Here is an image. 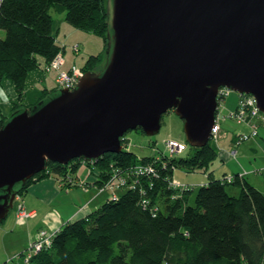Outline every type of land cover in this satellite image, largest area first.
Masks as SVG:
<instances>
[{
    "label": "water",
    "instance_id": "95a60500",
    "mask_svg": "<svg viewBox=\"0 0 264 264\" xmlns=\"http://www.w3.org/2000/svg\"><path fill=\"white\" fill-rule=\"evenodd\" d=\"M106 12L102 72L0 126V222L49 162L119 153L128 130L154 135L170 109L193 147L211 136L222 88L264 113V0H107Z\"/></svg>",
    "mask_w": 264,
    "mask_h": 264
},
{
    "label": "trees",
    "instance_id": "16d2710c",
    "mask_svg": "<svg viewBox=\"0 0 264 264\" xmlns=\"http://www.w3.org/2000/svg\"><path fill=\"white\" fill-rule=\"evenodd\" d=\"M106 5L107 0H3L0 6V31H3L0 79L10 81L19 100L9 116L1 117L0 126L18 109L29 108L47 95L41 94L36 102L24 100L26 80L31 71L38 67L40 60L50 61L61 49L54 32V29L58 32V27H54L50 8L64 12L65 23L73 29L96 35L105 42L109 35ZM74 46L79 49V45H71ZM101 53L92 54L85 61L99 60ZM97 64L86 66L84 70L91 67L94 70ZM51 90L50 95L58 94V90ZM230 93L228 91L221 100L223 104ZM239 99L238 93L235 108L225 114H222L224 105L217 107L216 113L221 114L218 120L215 116L219 128L222 121L231 119L248 128L239 131L237 136L249 135L252 129H256L258 136L260 126H264L260 119L262 112L258 116H247L251 125L238 123L229 115L238 109ZM169 140L187 148L182 141ZM209 140L202 147L188 143L192 150L186 157H177L183 151L173 156L165 146L167 154L160 151L152 157H137L128 149H122L119 153H105L95 160H87L90 164L98 163L105 174L112 158L113 165H127V174L133 181L123 178L119 192L114 194L104 189L102 193H106V199L97 208L53 231L50 244L32 253L27 262L22 255L29 243L3 264H264L263 171H248L241 164L242 169L232 170L231 161L226 164V159L219 158L225 169L216 177L208 169L220 152ZM228 152L227 159H237ZM81 161L83 158L77 157L66 164L49 162L47 172H39L25 183L17 184L15 191L23 195L35 180L49 173L73 172ZM165 162L186 172L203 169L208 180L195 192L194 186L178 187L172 183L173 172L164 169ZM144 165L153 168L154 173H146ZM227 185H237L238 193L230 194Z\"/></svg>",
    "mask_w": 264,
    "mask_h": 264
},
{
    "label": "rangeland",
    "instance_id": "374dc122",
    "mask_svg": "<svg viewBox=\"0 0 264 264\" xmlns=\"http://www.w3.org/2000/svg\"><path fill=\"white\" fill-rule=\"evenodd\" d=\"M50 13L54 19V27H55L57 22L61 20L60 18L64 17V12L61 13L59 11H55L54 8L52 7L50 8ZM54 32H56L57 38L60 41L59 43L61 44V49H59L57 53L50 58V61L46 62V61L40 60L38 67L31 71V73L29 74L26 80L27 89H25L26 90V96L24 98L25 102H34V101L36 102V100L40 98L41 94H45V93L47 94L45 98L39 100L37 103L31 106H36L38 105L39 102L44 103L48 101L49 99H51L52 97H54L50 95L52 93L51 89L58 90V93L62 89L60 88L61 85L59 84L57 79H55L60 69V68H55L56 64H54V62L57 59V57H62V61L64 62V65L62 67L68 69L71 73L73 72V75L76 73H81V76H82L86 71H93L96 73H100L102 72L104 65H105V59L107 56L106 52H107L108 39L104 42V40L102 41V39L97 37L96 35L89 34L88 32L75 30V29L67 33L65 35L66 37H64L62 31L57 33L56 29H54ZM2 35H3V31H0V36ZM74 44L79 45V49H74L73 47H71V45H74ZM99 51L102 52L101 53L102 57H100L99 59L100 61L99 60H96V61L91 60L89 62L85 61L90 55L97 54ZM72 62H75V63H72ZM83 64L85 66H82ZM95 64H97L98 67L96 68L95 66L94 70L92 69V67L91 69L84 70L86 66L87 67L92 66V65L94 66ZM68 65L70 68L73 66V68L72 69L67 68ZM53 74L55 75V78H54L55 84L54 82H52ZM2 80H3L2 81L3 92L0 95L3 101L4 99H6L7 103H9L8 95H9V92L13 94L12 86L9 80L7 79H2ZM230 91L231 93L226 97L224 104L220 100H223L225 95L221 96L218 99V101H220L218 104L224 105L222 114L223 112L225 114L228 110L235 108L238 92L234 90H230ZM16 100H19V98L17 97L15 101ZM24 100H22V102ZM18 111H22V109L20 110L18 109L16 112ZM215 116L216 118H218V117H221V114L216 113ZM160 124L161 125H160V129L158 133L151 135V136L146 135L144 131L142 130V128L140 127L128 130L123 135L124 143L122 145V149L124 150L128 149V151L133 152L137 157H152V156L158 155L160 151H165V153L167 154L168 152L165 150L164 142L169 139H176L178 141H182L186 143L187 145V148L185 149V151L178 154L177 157H186L188 154H190L192 147L186 141L185 133L183 130V121L174 113L172 109L163 113V115L161 116ZM221 127L223 130H227V129L229 130L227 137H229V135L234 133L235 131H241V130L246 129L245 127H243L240 124H237L235 121L231 119L222 121ZM259 134L260 135L258 136L253 135L252 136L253 138H251L250 136L248 138L241 136L240 139L236 135L237 140L234 141V143L232 144L233 145L232 149L229 148L231 149L230 150L231 155H234L236 157L238 156L237 159L231 158L230 164L231 166H233L231 167L232 170L236 168L242 169L240 168V164L245 169L246 167H252L253 163H257L259 161L258 156H261V158L264 159V157L262 156L264 154L263 130L262 132H260L259 130ZM222 136H223L222 130L221 128H219L217 131L216 138L212 136L213 140L212 139L209 140L210 143H212L217 148L218 152H219V149H218L219 147H225L228 149L227 139H221ZM216 144H218V146H216ZM173 156H176V155L174 154ZM219 158L220 156H217V158L209 165V169H208L209 171L212 170L216 177L221 176L223 173V170L225 169V166H221L224 164V162H221L222 160H220ZM111 159H109L110 164L107 169V172L105 173L106 175L103 173L100 166L97 165L98 163L90 164L89 162H87L86 159H83V161H81L78 168L73 172L70 170H67L63 174L62 173H57V174L47 173L48 174L47 176L57 178V181L61 189H68L70 188V186H80L82 188L95 187L99 192H102L104 189H108L110 191L112 190V194H114V193L119 192L121 184L124 183L123 178L129 181H133V178L131 177V175L127 174V165L125 166H122L121 164L113 165L114 163H112L113 161ZM238 162H239V165H238ZM121 163H124V162H121ZM165 165L166 166H164V169L173 172V180L176 183L178 184L184 183V185L187 184L190 187L194 186L193 188L194 192L197 190L199 186H201V184H204L208 180L207 172H204L203 169H197L192 172H186L184 169L175 168L174 166H172L173 164H166L165 162ZM144 168L149 169L145 165H144ZM47 176H44L42 178L44 179ZM88 176L89 178L86 180L85 178ZM248 177H250V175ZM71 179L75 183L70 184L69 181H71ZM37 181H39V179ZM99 181H101V183H99ZM30 185H28L27 190ZM226 189L230 194H233L234 192L237 194L239 188L237 185H227ZM109 196H110V193H109ZM16 201L20 202L22 208L25 211H31L32 213H30L29 215L28 213L24 212V214L21 216L20 214L23 212L18 213L19 211L13 210L12 208L10 212L8 213L7 217L2 222H0V264H3L8 259H11L13 257L12 254L15 251H17V249H14L15 251L12 250L8 252L9 248H12L24 242L25 237H26L24 235L25 232H20L21 227H18L13 233V235H4L3 231L7 229V227H9L10 224H12L13 218H14V223L24 224L27 221L32 222L33 220L31 219L34 216H36V213L33 209H28L26 207L25 202L23 200V195L21 193H17V192L15 193L13 204ZM56 202L58 203L59 200H57ZM17 206H18V203L15 204V207ZM40 231H47V230L42 229V228L37 230L35 233L32 234V237L30 238L28 243L31 242V239L32 240L35 239V237L40 233ZM22 257L21 259L23 260Z\"/></svg>",
    "mask_w": 264,
    "mask_h": 264
},
{
    "label": "crops",
    "instance_id": "0c3cea01",
    "mask_svg": "<svg viewBox=\"0 0 264 264\" xmlns=\"http://www.w3.org/2000/svg\"><path fill=\"white\" fill-rule=\"evenodd\" d=\"M60 19L61 20L58 21L56 24V26L58 27L57 33L62 31L64 37H66L65 35L71 32L73 28L66 25L64 17ZM57 41L60 42L58 38ZM54 78L55 75L53 74L52 82H54ZM2 81L3 80L0 79V94L3 92ZM12 90L13 94L9 92L8 95L9 103H7L6 99H4L3 101L0 95V119L1 117H7L10 115L14 103L17 101H15V99L17 98V94L15 93V90L13 88ZM245 128V130L247 131L248 128ZM221 130L223 133L221 139H227L228 149L225 147H219V156L222 159H226L224 161L226 164H228L231 161L227 159L229 158L228 151L232 149V144L235 140L234 136L239 133V131H235L234 133L230 134L229 137H227L229 130H223L222 127ZM259 130L260 132H262L263 130L264 134V126H260ZM262 156L264 157V154ZM258 160L259 161L257 163H253L252 167H246V170L255 171L257 169H260L263 171L261 176L264 177V159H262L261 156H258ZM222 166H224V164ZM255 175L257 176V178H259L257 174ZM88 178L89 176L85 179L87 180ZM257 178L255 177L254 179L252 176V179L258 182L257 184H260ZM106 196V194L99 192L95 187H87L86 189H84L80 186H70V188L68 189H61L57 178L55 177L47 176L44 179H39V181H34L33 183H31L28 190L23 194V200L28 209H33L35 211L36 216L31 219L33 220L32 222L27 221L24 224L14 223L13 218L12 224H10L9 227H7V229L3 231V234L13 235L15 230L18 227H21L20 232H25L24 235L26 237L24 242L12 248H9V250L7 249L8 252L14 249H17V251L14 250L15 252L12 255L20 252L22 249L25 248L28 241L32 237V234L41 228L46 229L48 232H53L60 229L64 224L68 223L69 221H72L79 217H84L89 212L97 208L106 199ZM56 199L59 200L58 203L56 202ZM55 202L57 205L55 204ZM14 206L15 204H13V210H15Z\"/></svg>",
    "mask_w": 264,
    "mask_h": 264
},
{
    "label": "built area",
    "instance_id": "2783aa9c",
    "mask_svg": "<svg viewBox=\"0 0 264 264\" xmlns=\"http://www.w3.org/2000/svg\"><path fill=\"white\" fill-rule=\"evenodd\" d=\"M2 2H3V0H0V6H1ZM73 48L77 49L76 46H74ZM54 64H56V67L55 66H53V67L60 68L58 75H56V79L59 82V84L61 85L60 88L66 89L69 91L73 90L78 83V79L81 76V73H76L73 75V72L71 73L68 69L63 68L62 66L64 65V62L62 61V57H57ZM73 66L71 68L70 67H67V68L72 69ZM228 91H230V90H228L227 88L220 89L218 96H217V106L220 105L218 103L221 101V100L218 101V99L221 96L226 95ZM239 94H240V99H239L240 104L238 106V109L234 113L231 112L229 115L232 117H235V119L238 123H247V124L251 125L252 123H251V121L247 120V116H249V115L258 116L259 113H261V111L256 106V101L251 94H248V93H239ZM260 119L264 122V113L263 112L260 116ZM217 120H218V118H217ZM217 120L215 119V124L212 128V131H211V136H214L215 138L217 135V131L219 129V125L216 122ZM253 135H256V129H252L251 134H249V135H247L245 133V134H242L238 137H239V139L241 138V136L248 138L249 136H253ZM165 146H166L167 151L170 152V154L180 153L186 149V146L184 144L178 143V142L173 141V140L166 141ZM146 167L149 168V169L144 168L146 173H149V174L154 173L153 168H151L149 166H146ZM172 183L174 185H177L178 187H181V188L187 187L186 185H184V183L178 184L174 180L172 181ZM15 210L19 211L18 213L23 212L20 214L21 216L24 214V212L28 213L29 215H30V213H32L31 211H25L22 208L21 204H19V203H18V206L15 207ZM53 233L54 232L40 231V233L35 237V239L31 240L29 245H27L26 250H28V252L25 250V252L23 254L24 262L28 261V259L32 253H37L40 250L44 249L45 246H48L51 242Z\"/></svg>",
    "mask_w": 264,
    "mask_h": 264
},
{
    "label": "bare ground",
    "instance_id": "6f19581e",
    "mask_svg": "<svg viewBox=\"0 0 264 264\" xmlns=\"http://www.w3.org/2000/svg\"><path fill=\"white\" fill-rule=\"evenodd\" d=\"M70 184H73L72 181H69Z\"/></svg>",
    "mask_w": 264,
    "mask_h": 264
}]
</instances>
